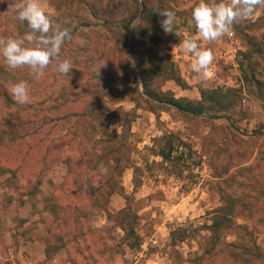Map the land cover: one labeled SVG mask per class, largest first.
<instances>
[{
    "label": "rangeland",
    "instance_id": "obj_1",
    "mask_svg": "<svg viewBox=\"0 0 264 264\" xmlns=\"http://www.w3.org/2000/svg\"><path fill=\"white\" fill-rule=\"evenodd\" d=\"M20 2L0 0V38L30 31H17L23 22L11 6ZM199 2L41 0L53 19L76 23L61 50L74 68L60 75L50 65L36 80L0 55V264H264V5L230 34L200 41L214 55L205 76L182 47L199 39L192 19ZM163 10L175 13L179 36L161 28ZM133 21L153 29L157 43L132 40ZM134 49L172 62L184 85L161 74L150 82L155 97L143 93ZM248 57L259 89L244 81ZM20 81L30 88L26 104L10 94ZM204 91L224 92L231 106L205 117L166 103L169 96L196 101ZM170 142L166 159L160 150ZM221 192L238 200L212 246L208 226ZM128 201L137 214L134 247L112 216ZM22 227L33 232L20 234ZM243 238L256 251L231 258V244Z\"/></svg>",
    "mask_w": 264,
    "mask_h": 264
},
{
    "label": "clouds",
    "instance_id": "obj_2",
    "mask_svg": "<svg viewBox=\"0 0 264 264\" xmlns=\"http://www.w3.org/2000/svg\"><path fill=\"white\" fill-rule=\"evenodd\" d=\"M258 5H264V0H228L227 3L224 0L219 3L200 0L192 11L199 39L193 36L182 41L183 49L196 58L195 63L191 65L194 72H203L207 76L214 61L212 50L202 48L200 41L214 42L230 34L234 24L251 17ZM11 7L16 12V19L27 22L30 31L19 38H0V55L6 65L13 70L27 67L36 80L45 75V70L50 65H54L55 71L60 75L71 73L73 62L61 59L63 45L66 41L74 39L71 29H62L42 6L41 0H22ZM159 15L164 17L160 21L164 32L179 36L174 30L175 13L163 10ZM135 24L133 21L131 26L135 27ZM79 43L83 46L85 41L81 39ZM10 94L19 104L30 102V88L25 81L12 86Z\"/></svg>",
    "mask_w": 264,
    "mask_h": 264
},
{
    "label": "trees",
    "instance_id": "obj_3",
    "mask_svg": "<svg viewBox=\"0 0 264 264\" xmlns=\"http://www.w3.org/2000/svg\"><path fill=\"white\" fill-rule=\"evenodd\" d=\"M143 12H145V7L143 9ZM60 15V14H59ZM58 14L55 16L56 19H53L57 24L59 21L60 27L63 29L65 27L73 29V31H76L77 26L75 22H70V19L64 20L65 17H60ZM85 24H88V22L85 21ZM18 32H22L25 30H30L27 26V22H23V24L16 26ZM139 28H143L140 31H138ZM153 29H149L148 27H142V26H135L131 28V38H135V42L137 39H141L143 41L148 42H155L157 43V38H159V35L155 34L154 31H151ZM263 45H264V35L261 39ZM156 46V44H155ZM259 47L258 45H256ZM156 48V47H155ZM155 53H151V55H146L149 57L143 56L142 58L137 55L136 49L131 54V63L133 66H136L137 71L139 73L140 82L143 86V93L150 97H155V94L153 93V90L149 87L151 80L156 77V75L164 74L168 79H172L176 81L180 85L183 84V80L181 79L180 75L177 74L175 65L172 62L166 61L165 59H161L156 55ZM253 54V52H251ZM246 61H243L240 65V69L242 72V75L244 76V81H246L248 84H256L258 85V89L261 87L258 79V73L256 70V65L252 61L251 57L246 58ZM224 92H202V98L199 100H192L187 97H173L169 96L167 97L166 103L170 106L176 108L177 110L184 112L186 114L191 115H203L205 117L208 116H218L219 114H223L224 111H226L231 106V99L228 98L227 95L224 96ZM260 96H263L261 91L258 93ZM128 122V119H127ZM168 149L160 150V154L164 156V158L169 159L171 156V152L173 150V144L170 142L168 144ZM98 190V189H96ZM221 197L224 201L222 205L216 208L215 214L212 217V223L208 226V229L210 230L209 239L207 240L211 245L213 246L215 239L217 240V237H220V234L222 233V230L226 227L231 226L230 221L232 220V217L235 215L236 210V203L237 200L231 193H223L221 192ZM108 216L111 217L110 213L108 212ZM112 216L116 217V220H118V224L120 228L124 232V240L126 244L129 247H134L139 245L138 236L135 233V227L134 224L137 220V214L132 210V206L130 202L126 203L124 207L116 211L112 214ZM179 232H181V229H178ZM33 232V227H22L19 230L20 234L27 235ZM176 233V229L171 232L172 236L174 237V234ZM180 237L179 239H182ZM242 241V240H241ZM252 242H250L248 238V242H245L243 238L242 244H231V251H230V257H235L236 255H253L256 251V247L254 245H251ZM213 249V248H212ZM211 248L209 247L208 252H210ZM47 254L49 255L51 253V249H46ZM256 254H260L261 252L258 250ZM259 255V256H260Z\"/></svg>",
    "mask_w": 264,
    "mask_h": 264
}]
</instances>
